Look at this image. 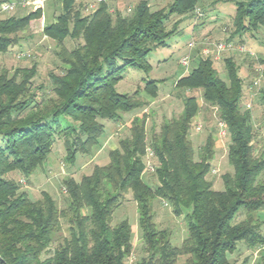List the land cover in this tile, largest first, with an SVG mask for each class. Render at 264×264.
<instances>
[{"label":"trees","instance_id":"trees-1","mask_svg":"<svg viewBox=\"0 0 264 264\" xmlns=\"http://www.w3.org/2000/svg\"><path fill=\"white\" fill-rule=\"evenodd\" d=\"M59 1L61 12L42 32L56 43L60 73L51 72L48 84L34 86L36 65L10 73L0 63V264H126L133 252L132 228L127 219L112 225V217L127 195L136 206L143 246L136 264H177L181 256L187 257L185 264H247L246 259H229L241 243L261 248L257 264H264V221L259 217L264 213V158L255 155L252 145L250 111L240 107L243 82L231 58L224 59L221 78L214 61L199 55L201 44L194 66L173 84L183 94L179 115L164 120L149 141L146 116H134L106 165L94 164L79 180L62 181L63 209L46 191L31 198L21 190L15 176L28 181L47 163L57 139L65 162L73 165L78 155L91 156L99 148L105 131L100 120L121 122L146 106L143 99L157 98L156 80L131 95L118 93L116 85L128 69L148 73L147 56L177 34L181 21L168 29L170 19L194 18L199 9V0H172L158 10L139 0L121 14L106 0H94L95 8L84 14L76 0ZM42 16L39 8L0 20V55L18 44L19 31ZM232 27L233 35L264 27V0L235 2ZM66 40L73 42L71 48ZM198 98L217 111L229 140L232 173L221 176L220 191L208 180L216 152L213 135L206 137L197 158L189 137ZM148 162L152 172L146 171ZM145 174L155 175L157 186L144 181ZM155 200L169 205L175 217H184L186 238L180 246L172 245L167 230L157 229ZM240 213L245 218L237 221ZM62 221L67 235L58 238Z\"/></svg>","mask_w":264,"mask_h":264},{"label":"rangeland","instance_id":"rangeland-1","mask_svg":"<svg viewBox=\"0 0 264 264\" xmlns=\"http://www.w3.org/2000/svg\"><path fill=\"white\" fill-rule=\"evenodd\" d=\"M16 0H0V2L12 3ZM112 10L118 11L121 14L127 12L128 8L139 0H106ZM242 0H199L198 10L201 17L193 18L192 15L183 18H171L167 23V28L171 29L174 22L181 21L177 26V34L171 36L167 41V46L158 48L147 56L146 61L150 65L148 73L140 69H128L121 81L116 85V91L120 94H133L135 91L143 89L144 83L151 80L158 81L159 88L157 98L150 101L149 98L143 99L147 104L141 108L137 114H127L121 121L123 128L116 132L114 140L117 142L119 138L127 133V128L134 116H146V131L147 139L151 138L154 133H157L161 123L164 120L177 117L182 109V92L173 88L174 82L181 74L188 73L192 66H194V55L196 49L191 53L190 64L187 71L181 69L179 60L187 51V44L194 40L199 46L205 42L224 41L230 43L232 49H229L221 55L219 61L214 62V68L221 78H225V64L224 59L231 58L238 69L239 77L243 82V93L240 101V107L247 109L246 104L250 106L248 111L251 114V121L253 126L252 145L254 147L255 155L264 158V27L258 31L251 33H244L240 35H233L232 21L235 13V2ZM94 0H76V8H82L84 14L91 12L90 6L93 5ZM152 10L166 9L172 0H148ZM17 3V2H16ZM43 16L30 22V24L23 30L17 33L19 39L18 44L11 48L5 54L0 55L1 67L10 73L16 68H30L36 65L37 75L34 78L33 85L39 86L41 84H48V75L51 72L60 73L59 60L54 56L58 51L56 43L43 35V27L52 22L55 17L61 12V3L59 0H49L44 2L41 6ZM33 11L31 7H21L17 5L10 12L0 13V20L8 17H21ZM195 22L201 26V30L195 32L191 31V26ZM200 23V24H199ZM179 33V34H178ZM208 33V34H207ZM66 46L71 48L73 42L66 40ZM197 46V47H198ZM239 46L245 47L253 55L245 51L239 52ZM261 51H259V50ZM28 54L29 57L16 59V54ZM194 58V59H193ZM256 82V84H254ZM140 94L141 91H140ZM199 97V95H197ZM198 105L200 106L197 117L192 121V129L189 133L193 148L197 153L206 137L210 134L215 139V157L211 163V171L208 180L212 183L214 190H223L221 176L226 173H232V168L227 162V147L229 140L227 138L219 139V117L217 111L212 108H207L203 101L198 98ZM105 126L103 139L109 134L110 126L114 125L108 120H100ZM200 125L201 131L195 130L196 126ZM104 158L102 154L94 155V160L90 161L88 156H77V161L73 165L65 162V151L63 149L62 140L57 139L53 146L52 153L48 157L47 163L37 169L29 180L22 179L19 175L15 177L20 178L21 190L26 191L31 198H37L41 191L48 192L57 202L60 209L66 205L65 193L63 192L62 181L72 177L79 180L84 174L91 171L93 164L100 163ZM108 158L105 157L107 162ZM102 164V163H100ZM144 181L148 182L152 187L157 186L158 181L155 175L145 174ZM264 178V174H263ZM154 223L157 229H165L170 235L173 246H180L182 241L186 238V225L184 217H175L169 205L159 200H155L152 205ZM257 215L254 214V218ZM260 219L264 221V213L259 215ZM245 218V214L240 213L237 221ZM127 219L133 232V252L126 264H136V262L143 256L142 244L140 242V231L138 228V216L135 203L130 195L124 198L122 205L116 209L112 217V225L118 224L121 220ZM264 228V223H262ZM67 235L66 221H62V232L58 238ZM57 238V237H56ZM262 250L259 247L247 248L244 244H239L237 252L229 259L236 263H241L247 260V264H257ZM186 256H181L177 264H185Z\"/></svg>","mask_w":264,"mask_h":264},{"label":"built area","instance_id":"built-area-1","mask_svg":"<svg viewBox=\"0 0 264 264\" xmlns=\"http://www.w3.org/2000/svg\"><path fill=\"white\" fill-rule=\"evenodd\" d=\"M49 0H25L22 1L20 3L21 7H31L33 10L39 9L41 8V6L43 5L44 2H47ZM100 0H96L95 2H99ZM17 6V3H6L3 2L0 4V13H5V12H10L11 10H13L15 7ZM95 8V4L90 6V9H94ZM195 15L196 18L201 17V13L199 12L198 9L195 10ZM201 51L199 53V55L206 59L209 58L211 60L215 61H219V59L221 58V55L223 53H225L226 51H228L229 49H232V46L230 43L224 42V41H217V42H205V43H201ZM197 44L196 41L191 40L188 44H187V48L188 51L187 53L182 56L179 60V64L184 67V70L187 71V68L189 67L190 64V58H191V53L192 51L196 48ZM237 50L239 52H244L246 51L245 47H241L239 46L237 48ZM248 52L250 55H253L252 53ZM29 57L28 54H24V53H20V54H16L15 58L16 59H21L23 57ZM254 84H256V82H254ZM247 109L250 108L249 105L246 104L245 106ZM218 127H219V139L220 138H224L226 136V130H225V126L222 122H218ZM195 130L198 132L201 131V127L200 125H197ZM148 154L149 157L152 156L151 151L148 149ZM154 170V167L151 165L150 162H148L146 164V171L152 172Z\"/></svg>","mask_w":264,"mask_h":264},{"label":"crops","instance_id":"crops-1","mask_svg":"<svg viewBox=\"0 0 264 264\" xmlns=\"http://www.w3.org/2000/svg\"><path fill=\"white\" fill-rule=\"evenodd\" d=\"M200 24V23H199ZM195 26H197V30H199L201 28V26H198L194 24H192L191 26V31L192 32H195L194 30L196 29ZM201 30V29H200ZM208 34V33H207ZM259 50V49H258ZM260 51V50H259ZM261 52V51H260ZM142 96H144V94H141ZM154 100H151L150 99V102H153ZM125 124H123L122 122H118V123H115L113 126L111 125L110 129H109V134H107V136L103 139L102 142L99 143V148L94 152L93 155L91 156H88L90 157V161H93L94 160V155H99V154H102L104 156V158L100 161V163L97 162L98 165H106L108 163L109 160H107V162H102V161H105V157L107 156L108 158V153L112 150H115L117 148V142L114 140V136H115V133L116 132H120L121 130L119 128H123ZM204 143V142H203ZM203 143H200L199 145H203ZM80 157L82 155H79ZM76 161H77V157H76ZM75 161V162H76ZM94 165V164H93Z\"/></svg>","mask_w":264,"mask_h":264}]
</instances>
